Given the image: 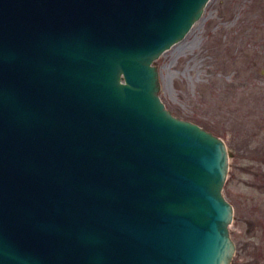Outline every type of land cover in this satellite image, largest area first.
<instances>
[{"label":"water","instance_id":"1","mask_svg":"<svg viewBox=\"0 0 264 264\" xmlns=\"http://www.w3.org/2000/svg\"><path fill=\"white\" fill-rule=\"evenodd\" d=\"M211 0H0V264H233L226 142L155 62Z\"/></svg>","mask_w":264,"mask_h":264},{"label":"rangeland","instance_id":"2","mask_svg":"<svg viewBox=\"0 0 264 264\" xmlns=\"http://www.w3.org/2000/svg\"><path fill=\"white\" fill-rule=\"evenodd\" d=\"M155 65L167 109L220 135L234 154L223 194L235 210L232 239L248 244L251 260L264 252V0H211Z\"/></svg>","mask_w":264,"mask_h":264},{"label":"flooded vegetation","instance_id":"3","mask_svg":"<svg viewBox=\"0 0 264 264\" xmlns=\"http://www.w3.org/2000/svg\"><path fill=\"white\" fill-rule=\"evenodd\" d=\"M257 177H260L259 172ZM264 176V175H263ZM262 177V176H261ZM264 179V178H263ZM264 219V216L262 217ZM248 244H242V245H237L236 244V254L240 258L241 261L237 262L236 264H263L262 261L264 260V257L262 258L261 256L264 255V252L261 254L260 251L258 250V247L256 248V251L251 253V260H245V257L248 255Z\"/></svg>","mask_w":264,"mask_h":264},{"label":"trees","instance_id":"4","mask_svg":"<svg viewBox=\"0 0 264 264\" xmlns=\"http://www.w3.org/2000/svg\"><path fill=\"white\" fill-rule=\"evenodd\" d=\"M218 136H220V135H218Z\"/></svg>","mask_w":264,"mask_h":264}]
</instances>
